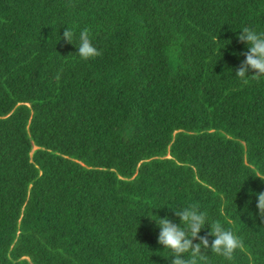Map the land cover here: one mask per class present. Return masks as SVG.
Returning a JSON list of instances; mask_svg holds the SVG:
<instances>
[{
  "label": "trees",
  "instance_id": "16d2710c",
  "mask_svg": "<svg viewBox=\"0 0 264 264\" xmlns=\"http://www.w3.org/2000/svg\"><path fill=\"white\" fill-rule=\"evenodd\" d=\"M245 26L264 0H0V264H170L154 220L190 204L243 241L208 264H264Z\"/></svg>",
  "mask_w": 264,
  "mask_h": 264
},
{
  "label": "clouds",
  "instance_id": "9594fccd",
  "mask_svg": "<svg viewBox=\"0 0 264 264\" xmlns=\"http://www.w3.org/2000/svg\"><path fill=\"white\" fill-rule=\"evenodd\" d=\"M63 39L75 46V55L83 61L100 55L98 48L92 43L88 29L79 32L78 45L74 44V40L77 39L76 33L67 27H64ZM237 40L246 46L247 51L242 53L244 60L241 61L235 76L246 78L251 72L253 76L264 77V31L245 26L239 30ZM256 177L264 181L261 176ZM171 209L179 218L178 224L167 217H158V222L154 220L159 228L157 242L168 251L167 258H171L170 264H208V255L204 254L203 250H210V253L230 262L234 254L242 248L243 241L239 235L231 229H226L219 220H212L199 205L190 204L180 210ZM256 210L264 220V192L256 194ZM206 227L207 234L200 235ZM208 237H213L211 244Z\"/></svg>",
  "mask_w": 264,
  "mask_h": 264
}]
</instances>
